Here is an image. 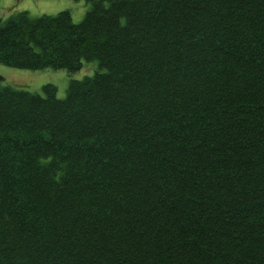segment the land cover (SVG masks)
I'll return each instance as SVG.
<instances>
[{
    "label": "trees",
    "instance_id": "obj_1",
    "mask_svg": "<svg viewBox=\"0 0 264 264\" xmlns=\"http://www.w3.org/2000/svg\"><path fill=\"white\" fill-rule=\"evenodd\" d=\"M0 19V264H264V0H84Z\"/></svg>",
    "mask_w": 264,
    "mask_h": 264
},
{
    "label": "rangeland",
    "instance_id": "obj_2",
    "mask_svg": "<svg viewBox=\"0 0 264 264\" xmlns=\"http://www.w3.org/2000/svg\"><path fill=\"white\" fill-rule=\"evenodd\" d=\"M62 10L69 11L73 22L78 23L88 10V4L84 0H0L1 20L21 11H26L33 18L56 15ZM97 69V61L84 62L75 72L50 68L30 70L0 64V76L5 84L37 94L42 93L43 85L51 84L56 87V97L62 99L66 95L70 80H81L85 76H91Z\"/></svg>",
    "mask_w": 264,
    "mask_h": 264
}]
</instances>
